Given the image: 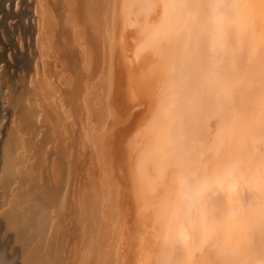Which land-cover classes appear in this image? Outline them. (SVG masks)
Returning <instances> with one entry per match:
<instances>
[{
  "label": "bare ground",
  "instance_id": "1",
  "mask_svg": "<svg viewBox=\"0 0 264 264\" xmlns=\"http://www.w3.org/2000/svg\"><path fill=\"white\" fill-rule=\"evenodd\" d=\"M44 3L49 9L50 46L54 54L51 60L56 61L59 70L50 75L54 79L58 74L67 77L66 89L59 91L61 95L70 99L80 93L84 95L87 119L80 135L82 149H93L101 143L104 146L103 171L101 166L99 169L100 177L103 174L101 182L97 176L85 182L80 223L86 224L73 245L74 256L85 255L84 264H119V259L123 264H147L146 259L149 264H193L194 250L202 242H208L213 245L215 255L222 258L219 264H227L231 256H236L239 264L243 257L238 245L244 242L246 247L241 253L248 257L246 264H264V248L258 250V243L264 241V216L256 213L264 210L258 205L264 203L258 199L264 195V72L256 69L259 61L264 65V0H45ZM131 29L133 39L136 38L132 40L138 44L135 48L139 49L132 55L139 59L138 55L147 52L151 57L152 76L145 74V78H155L159 91L151 103L148 101L150 120L145 126L141 122L137 126L144 127L142 131L129 137L131 141L124 148L117 141L112 149L109 142L113 140V127L127 125L124 120L128 119L125 116L124 122L117 124L121 120L118 113L112 112L110 101L104 107L103 99L106 88L112 90L120 79L119 66L115 64L116 47L118 59L123 56L116 39H121L122 34L128 36ZM77 45L81 49L82 68ZM42 62L46 64L43 58ZM125 97L122 108L133 103L127 101L129 96ZM116 100L115 104L120 102ZM205 113H210L208 118ZM113 115L115 123L109 122ZM211 118H216L217 130L215 135L204 137V122ZM239 122L246 133L236 129ZM127 135L129 131L124 138ZM237 147L248 150L247 159L237 152ZM87 152L79 155L78 173L85 170ZM210 156L214 158L208 161ZM54 167L59 169L58 164ZM97 179L100 187L94 183ZM161 186L165 189L163 194ZM158 187L159 191L162 189L159 193ZM222 192L234 195V200L218 197ZM130 200L135 206L131 222L125 218L126 210L131 209L126 207ZM146 210L153 217L152 233L147 230L149 226L145 227V216L150 218ZM124 218L128 220L125 224L121 222ZM115 222L122 224L121 254L116 253L118 236L112 238L114 231L110 233ZM145 230L157 243V236H163L161 253L154 249L159 245L150 244L155 251L153 263V254L147 251L152 255L145 256L147 248L141 246L144 239L140 240L139 232L145 234ZM221 233L222 242L218 243ZM16 243L17 233L0 240L9 264H14L17 256L18 250L13 249ZM251 256L255 258L248 260ZM210 263L216 264L213 260Z\"/></svg>",
  "mask_w": 264,
  "mask_h": 264
},
{
  "label": "rangeland",
  "instance_id": "2",
  "mask_svg": "<svg viewBox=\"0 0 264 264\" xmlns=\"http://www.w3.org/2000/svg\"><path fill=\"white\" fill-rule=\"evenodd\" d=\"M44 1L0 0V240H6L10 233H17L18 243L14 245L13 249L18 250V252L14 251L17 252L15 253L17 256L13 260L14 264H84L85 255L83 256V254H80L81 257L79 255L78 257L74 256L72 252L73 245L77 241V237L79 238L86 224L84 221L83 224L80 223L83 218L81 217L82 210L80 201L83 200L85 182L87 183L88 180L90 181V179L94 177V179H96V176L101 182L103 174L101 177L100 174L103 171V163L105 161L102 156V149L104 146L101 145V143L100 146H93V149L86 148L85 150L84 147L82 149L80 145V135L83 134L84 122L87 119L82 98L84 95L80 93L75 99H70V97L67 98V96H63V94L61 95L59 91L66 89V84H64V82L67 80V77H64L63 74L62 76L58 74L54 79L50 75V73L58 72L59 70L55 67L56 61L53 62L51 60L54 54L50 46L51 31L48 16L49 9L47 11V4L44 3ZM131 30L128 32L129 34L127 33L128 36L125 37L122 34L121 39H116L119 45L118 49L120 48L123 56V58L118 59V52H116L118 50L116 47L115 53L117 55L115 57V64L118 63L120 79L119 83L116 84L117 86H114L112 90L106 88L103 99L104 107L106 106L107 108L106 103L110 101L109 106L112 112L118 113V118L121 119H119V122L116 121L115 114L113 113L114 115L110 118L109 122L112 121V123H115L116 121L117 124L124 121L125 123L127 122V125L122 124L124 127L119 126L120 124L117 125L119 128L113 127V140L111 139L112 141L109 142L110 145H113L112 149L117 144V141H120L122 145L124 144V148L137 131H142L144 127L141 129V127L138 128L137 126H140L139 122H141L140 124H144L142 126H145L150 120L151 109H149V103L157 96L159 91V83L155 78L150 76L145 78L146 75L152 76V73H149L152 70V64L149 63L151 57L146 55L147 52H144L145 54H141L140 56L136 54L138 55L137 57H140L139 59L132 55L137 53L139 49L135 48V46L138 47V44L135 43V41L133 42L136 38L133 39L135 36L133 34V29ZM123 37H125L124 40H122ZM124 44L127 45V47ZM77 47L78 45L75 46V48ZM134 50H137V52ZM77 51L80 58L79 65H81L80 68H82L84 64L80 56L81 49L78 47L76 53ZM246 52L247 50L244 51V57ZM42 58L46 61L45 65L42 62ZM126 60L128 61L126 62ZM47 62H52L54 64L49 66ZM129 68L131 69L129 70ZM257 68L264 72V65L261 64V61L257 63L256 69ZM131 75H133V77L130 78ZM129 78L133 80L131 81ZM147 80H149V82H146ZM96 81L97 78L92 80V82ZM136 82L138 84H136ZM140 83H142V85H140ZM123 84L126 86L123 87ZM134 91L137 93L136 96ZM133 93L134 97L132 96ZM110 94L112 95L111 98ZM113 95L117 96V98L113 97ZM125 95V99L128 96L130 98L133 97L131 99L129 97L127 98L129 103L133 102L131 106V104H128L126 101L128 108H122L124 106L122 102H124ZM104 100H106V102ZM115 100L120 102L115 104ZM148 101L150 102L148 103ZM249 106L254 105L249 104ZM203 115L208 118L210 113H205ZM125 116L128 119L127 121L122 120L126 119L124 118ZM225 116H230V114ZM236 129L243 133L247 132V130H241L240 122L237 123ZM216 130V118L215 120L211 118L209 122L205 120L202 129L205 134L203 135L204 137L215 135ZM122 131H126V133L129 131L130 135L124 138L126 133L122 134ZM97 151L100 154H98ZM85 152H87L85 170L78 173L76 169V165L79 161L78 158L80 153ZM237 152L243 158L247 159L248 150L245 147L241 149L237 147ZM98 158H100L101 161L98 160ZM213 158L214 157L210 156L208 161L213 160ZM211 163L209 164L211 165ZM54 164H58L60 170L57 168L55 169ZM100 166L102 169L99 174ZM89 168H93V172H89ZM111 169L113 170V168ZM88 172L90 174H88ZM55 174L57 175L55 176ZM91 174L93 177L90 176ZM87 175H89L88 178H86ZM159 178L163 185V176ZM57 179L59 181H57ZM98 179L97 181L95 180V184L99 183ZM117 181L115 180L116 183ZM100 185L99 183L98 186L100 187ZM263 187L264 186H262V188ZM162 188V193L160 192L162 189L159 191L160 187H158V191L156 192L163 194L165 189L164 187ZM92 190H94L93 187H91V192ZM79 194L81 195L80 197ZM130 194L131 193H129L128 196H130ZM152 195L156 196L158 194L153 193ZM217 196L234 200V195L230 193L222 192L218 193ZM258 199L259 201L264 200V195ZM127 203L128 206L126 207L131 208H127L131 213L126 210L127 216L124 212L125 209L123 212L124 215H126L125 218L127 217L130 219L129 222H131L135 206L133 205L132 207L131 200ZM258 205L264 207L263 202H259ZM150 208L151 207H148L147 209ZM78 211L80 213H78ZM148 211L149 210H146V212ZM149 213L151 212L147 214ZM256 213L258 216H264V210H258ZM151 216L152 215L149 216L151 219L148 218V215L145 216V227L147 228L149 226L147 230H150V233H152L150 229L152 226L150 223L153 219ZM125 218L124 221H121L123 224H125V221H128ZM148 219H150V221ZM115 225L117 226L118 223L115 222L113 225L111 224L112 229L110 233L114 231L111 233L112 238H115V235L116 237L118 236L117 241L119 243L115 241V246L117 248L116 253L118 252V254H121V252H124V246L122 247L121 241H119V230L122 224L117 227ZM114 229L118 231V235ZM148 231L146 232L145 230L147 234H143L144 231L140 234V231L139 237L140 240L144 239L147 241V245L144 240L141 242L147 247L143 244L141 246H143L142 249L144 250L147 248V250H145V256L149 254V251L153 254L148 255L153 256H151L152 262L154 260L153 258H155V251H157V253L159 252L158 250H160V253L162 252L160 245L164 241L163 236L160 234V238L157 236L159 239H157L159 241V243H157ZM158 232L157 234H159ZM148 234L149 236L151 235L150 237L152 240L149 239L150 237ZM134 235H136V231H134ZM143 235L144 238H141ZM222 237V233L218 235V243L222 242ZM154 243L159 246H156ZM150 244L153 247L155 245L154 252ZM258 244V250L259 248H264V241ZM212 246L213 245L208 242H202L197 246L191 259L193 264H211V260L219 264L222 258L215 255L216 253ZM238 246L240 257H243L239 259V264H246L245 258L248 257L241 253L245 249L246 243L241 242ZM159 247L160 249H156ZM175 251L177 252V249H175ZM143 258L142 260H144ZM254 258L255 256H251L248 260ZM148 259H150V257ZM191 260H189V262ZM237 260L236 256H231L227 264H236ZM147 261L149 260L146 259L145 262L149 264ZM119 264H123L120 259Z\"/></svg>",
  "mask_w": 264,
  "mask_h": 264
},
{
  "label": "water",
  "instance_id": "3",
  "mask_svg": "<svg viewBox=\"0 0 264 264\" xmlns=\"http://www.w3.org/2000/svg\"><path fill=\"white\" fill-rule=\"evenodd\" d=\"M0 264H9L8 258L0 245Z\"/></svg>",
  "mask_w": 264,
  "mask_h": 264
}]
</instances>
